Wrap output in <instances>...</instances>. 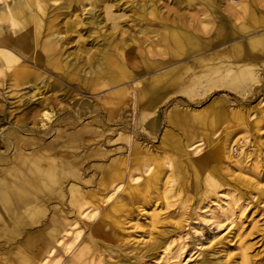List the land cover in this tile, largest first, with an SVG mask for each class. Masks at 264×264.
Returning <instances> with one entry per match:
<instances>
[{"label": "rangeland", "instance_id": "374dc122", "mask_svg": "<svg viewBox=\"0 0 264 264\" xmlns=\"http://www.w3.org/2000/svg\"><path fill=\"white\" fill-rule=\"evenodd\" d=\"M251 3L0 0V185L44 188L40 171L65 169L24 220L0 195V264H264V21ZM177 28L196 46L177 48ZM110 52L134 78L103 72ZM21 67L36 76L17 79ZM162 73L188 91L155 112L145 98L141 117L131 86Z\"/></svg>", "mask_w": 264, "mask_h": 264}, {"label": "bare ground", "instance_id": "6f19581e", "mask_svg": "<svg viewBox=\"0 0 264 264\" xmlns=\"http://www.w3.org/2000/svg\"><path fill=\"white\" fill-rule=\"evenodd\" d=\"M2 12H3V9L1 8L0 9V16L3 15ZM262 38L263 39L258 40L257 42H254L255 47H261V46L264 47V35H262ZM170 39L175 43L177 48H193L196 46L197 40H198L193 32H190V31H187V30L181 29V28H177L175 30L173 29L172 32L170 33ZM252 44H253V42H251V45ZM44 46H45L44 49L46 50L47 55L49 52L53 51V44L51 42H49V41L45 42ZM3 55L6 58V60L9 61L10 55L5 53V52L3 53ZM50 59H51V57L48 59V61ZM106 60H107L106 66H105V69L103 70V72L107 76H109L110 79H112V80L118 79V77L120 76V73L121 74L127 73V74H129L130 77H133L135 75V72H132V70L127 69L126 65L123 62H121L120 60H117L115 55H113L111 52L108 53V55L106 56ZM62 68L64 69V71L69 70V67L65 64L64 65L62 64ZM239 69H241L239 72L241 77H244L246 75V72L248 74H252L254 71L252 66H247V65L242 66ZM13 74L17 79L23 80L25 82H28L30 77L36 76V75H32L33 71L26 68V67H21V68L15 69ZM178 86L179 85H178L177 81L172 80L167 73L153 75V76L145 79L143 81V84L141 87H136V85H134V84H133V86H131V87H133V90L131 91V94L133 95L132 104H133L134 108H137L138 105L142 108V109L140 108L141 117H142L144 115V109L142 107L144 104V101H145L144 99L148 98L147 101L145 102V104L152 105L153 111L155 112L156 109L158 108V106L160 104H162L170 96V94H172L174 92H185V93H187V91H188L187 88L186 89L185 88L178 89ZM232 88H235V87H232ZM170 89H171V91H170ZM124 91H125L124 89H120L119 93H122ZM170 92H172V93H170ZM53 115H54V113H53L52 109H43L42 110V117L43 118H47L50 120L53 117ZM108 115H109V117H114L115 113L112 110V112L111 111L108 112ZM44 126H46V122L45 123L43 122L42 128ZM233 145H229L227 147V151L225 150L230 156H233V151H232ZM195 149H193V150H195ZM1 152H3V150H1ZM194 152H196V151H194ZM35 166H37V168H38V165H35ZM131 169L132 168H130V170ZM37 170H39V169H37ZM63 170H65L64 167H60L57 172L56 171L54 172L53 170H48V171L45 170V172L40 171V173L45 176V187L44 188L42 187L40 182H37V183L35 182L34 185L32 183H30V186L29 185L25 186L26 189H22V188L17 187L13 190L12 193H10V191H8L5 186L0 185L1 200L4 204H9V207H10V208L6 209L7 213L9 210L12 213V215H15V216L20 215V218L24 220L23 216H21V214H20L23 207L27 206L28 208L32 209V208H35L34 206L40 207L41 205H43V204L40 205V203H38V202H34L40 198V197L36 196V194H35V192L37 191V187H38L39 192H42V191L44 192V189L49 190V192H47V193L45 191L46 194H44V195L45 196L50 195L49 194L51 191L50 187L53 186V184L59 183V178L65 173ZM12 181H13V183L16 182L15 179H12ZM70 189H71V193L73 192V194H74V192L76 191V188L72 185L70 187ZM115 189L118 190L121 188L118 185L115 187ZM41 196H43V195H41ZM27 197L29 198V200ZM77 197H78V195H77ZM26 198H27V200H26ZM73 198H74V196L72 195L70 202H78L76 199L73 200ZM49 199H50V197H49ZM28 203H31V204H29V206H28ZM79 206H80V204H79ZM38 210H40V209H38ZM99 211L100 210H98V212ZM225 212H226V209H223V213H225ZM81 215L84 217H89V219H90L91 217L95 216V213L81 211ZM52 220L53 219H51V221ZM74 225H75V223H74ZM66 231H69V230L66 229ZM60 232L61 231H60L59 225L55 219V220H53L52 223H50L48 230L45 233H42V235L47 240V247H49L48 252H53V246H54L55 242H57L60 239L58 237ZM79 232L80 231L76 232V236L79 235ZM179 255L180 254L177 252L175 257H178ZM21 260L23 263L21 262L20 264H25L24 262H26L27 260H30V259L28 257H24V256L22 257L21 256ZM26 264H30V263H26ZM120 264H127V262L124 260H120Z\"/></svg>", "mask_w": 264, "mask_h": 264}, {"label": "crops", "instance_id": "0c3cea01", "mask_svg": "<svg viewBox=\"0 0 264 264\" xmlns=\"http://www.w3.org/2000/svg\"><path fill=\"white\" fill-rule=\"evenodd\" d=\"M251 8L256 7L260 12V20L258 22L264 21V1L263 0H252Z\"/></svg>", "mask_w": 264, "mask_h": 264}, {"label": "built area", "instance_id": "2783aa9c", "mask_svg": "<svg viewBox=\"0 0 264 264\" xmlns=\"http://www.w3.org/2000/svg\"><path fill=\"white\" fill-rule=\"evenodd\" d=\"M237 148H238V147H237V145H235V146H234V151H236V150H237Z\"/></svg>", "mask_w": 264, "mask_h": 264}]
</instances>
